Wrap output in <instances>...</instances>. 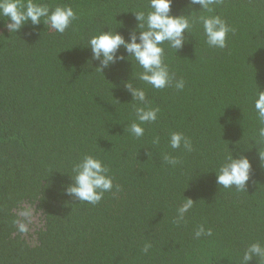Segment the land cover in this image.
<instances>
[{
  "label": "trees",
  "instance_id": "trees-1",
  "mask_svg": "<svg viewBox=\"0 0 264 264\" xmlns=\"http://www.w3.org/2000/svg\"><path fill=\"white\" fill-rule=\"evenodd\" d=\"M40 2L70 6L78 18L60 34L30 22L9 32L0 17V264H242L250 244L264 245V125L253 106L264 91V0L214 6L233 29L224 49L208 47L200 25L177 52L163 45L170 73L185 86L135 81L160 110L139 139L128 130L138 122L137 102L123 81L142 69L118 61L101 73L85 46L101 30L127 39L137 24L132 12L147 14L148 0ZM188 2L173 0L171 14ZM173 132L192 150L172 149ZM228 148L251 163L246 191L216 184ZM85 154L113 177L96 205L63 193ZM165 155L179 162L171 166ZM185 198L195 203L177 224ZM200 225L213 235L196 239Z\"/></svg>",
  "mask_w": 264,
  "mask_h": 264
},
{
  "label": "clouds",
  "instance_id": "clouds-1",
  "mask_svg": "<svg viewBox=\"0 0 264 264\" xmlns=\"http://www.w3.org/2000/svg\"><path fill=\"white\" fill-rule=\"evenodd\" d=\"M172 2L173 0H148V7L151 10L147 14L144 11L132 12L137 24L129 32L127 39L115 30H101L98 34L92 35L85 46L91 51V59L99 61L96 69L101 73L118 61L131 64L134 60L142 69L138 75L123 81L124 88L131 95V101L143 105V107L134 105L138 122L131 123L128 129L137 139L144 135V124L157 121L160 110L148 106L145 90L137 87L135 81H143L158 90L172 86L182 90L185 86L182 78L175 80L174 75L170 73L169 66L165 62L163 45L167 44L177 52L187 42L186 34L191 35L193 26L200 25L208 47L224 49L227 46L228 34L233 31L221 16L212 14L214 6L218 5L220 0H189L186 10L179 15L171 14ZM195 5H199V9H194ZM0 17L7 18L5 27L9 32H18L30 22L33 26L47 24L60 34H63L78 18L77 13L70 6L57 5L50 8L40 0H0ZM121 48L127 55L120 54ZM253 106L260 124L264 125V91L257 90ZM258 139L264 142V126L258 129ZM158 142L159 138L153 141L154 144ZM169 144L172 149L183 147L186 151L192 150L191 141L179 132L170 134ZM147 155L149 158L151 152ZM260 158L262 159L261 156ZM164 160L171 166L179 162L168 155L164 156ZM250 171L249 159L239 153L234 157L229 149V154L221 163L218 172H215L216 184L225 189L234 187L237 191H246ZM72 172L73 175L69 176L72 182L63 188V193L78 201L96 205L104 194L112 191L114 187L113 177L107 165L92 155L85 154L79 163L74 165ZM194 203L191 198L184 199L177 209L175 223L180 224L184 221L185 213L193 208ZM29 215L27 210L21 212L23 217ZM18 231L26 233L27 224L23 221L19 222ZM212 235V230L203 225L198 226L194 233L196 239ZM150 247V244H145L142 251L147 253ZM253 258H258L260 264H264V245L250 244L243 253L242 264H249Z\"/></svg>",
  "mask_w": 264,
  "mask_h": 264
}]
</instances>
